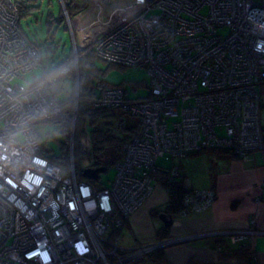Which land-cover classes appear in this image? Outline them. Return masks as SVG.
<instances>
[{
  "label": "built area",
  "instance_id": "obj_1",
  "mask_svg": "<svg viewBox=\"0 0 264 264\" xmlns=\"http://www.w3.org/2000/svg\"><path fill=\"white\" fill-rule=\"evenodd\" d=\"M117 1L121 18L84 42L105 62L146 67L150 93L128 99L123 88L106 86L82 94L76 69L75 106L67 113L69 99L58 95L74 66L17 82L43 58L21 29L18 2L0 0V264H128L132 254L156 250L157 243L126 249L118 235L150 195L161 157L180 160L211 148L245 157L264 149V0L90 4ZM107 109L130 113L139 128L104 185L100 175L92 182L51 159L35 127L70 115L73 132L77 115ZM209 193L187 194L180 214L205 210L216 197ZM238 233L234 243L249 236Z\"/></svg>",
  "mask_w": 264,
  "mask_h": 264
},
{
  "label": "rangeland",
  "instance_id": "obj_2",
  "mask_svg": "<svg viewBox=\"0 0 264 264\" xmlns=\"http://www.w3.org/2000/svg\"><path fill=\"white\" fill-rule=\"evenodd\" d=\"M90 3H91V0H74L70 8L67 6L66 0H37L36 1V8L33 10L32 14L22 19L21 21L22 27H23L24 33L29 37V39L36 45L40 46L43 52L47 48L46 41L49 38L50 33L53 32L54 38L50 40L52 41L51 52L49 53V57H47L44 53L43 62L39 65V67L27 73L24 77L18 78L17 82H20L25 85H28L29 83H34L43 74H45L46 71L51 72L55 70L58 66L64 63L72 55V58L70 59L68 66H74L73 72L71 73V75L66 77L64 81H62V89L58 95V99L60 101H65L67 99H70L74 95L75 87H76V78L74 77V72L76 70V63L78 60L80 62V64L78 63V67L80 65L81 66L83 65L84 69L95 67L94 71L97 75L93 76V74H91L90 76L93 78V82L95 83V85H99V83L102 81H104L102 82L104 84L118 85L119 87L123 88L126 91V97L128 99H141V98L148 97L150 93L149 84H150L151 77L146 67L144 66H130V67L119 66V65L111 64L109 62H105L104 60L100 58L99 59L96 58L91 63L86 62L87 60L85 58L84 53H86L89 49H91L93 45L88 44L86 47L83 46V43H85L84 42L85 35L87 34H92L93 36L100 35L101 34L100 32L103 31L104 29L103 25L108 23L107 22L108 18L112 19L111 21L113 22V20L117 21L122 16L120 13L117 12L116 4H120V2L118 1L114 3H110V4L105 3L103 5H98L97 8L94 9L91 13L85 12L87 14H82L86 10L87 6L91 5ZM110 5H114V6L110 8ZM95 10H96V15L94 16ZM102 11L104 13L103 15L104 18L108 16L106 21H101L98 18V15ZM61 13L65 15V18L62 19L59 23H53V24L48 23V20L51 19L50 15H53V17L55 18H60ZM82 23H83V26L80 27V24ZM219 31L220 33H226L227 29L221 28ZM60 70L61 69L59 68L58 70L53 71V73L58 74ZM86 73L87 72H85L84 70V74ZM80 83L82 84L81 78H80ZM74 106H75V102H73V107ZM106 111H109L111 114L113 113L118 116L120 115V113H122V111L119 109H107ZM81 116H82V120H79V122H81L80 131L82 132V137L80 139V142L84 147H86V149L93 151V145H92L93 141L90 135V131L92 129V123H91L92 115L89 113H84L82 115H79V118ZM118 116L117 118L119 119ZM107 120L108 119H105L104 122H107ZM260 120H261V125H262V121L264 124V108L262 109ZM58 126L59 124L56 122H45V123L37 124L35 127L37 133L41 137L43 144L48 145L52 149L53 152L51 153V155L53 156H59L62 153L61 147L63 143L67 142L66 136L57 131ZM114 132L119 134L120 136H123L125 134V132H122L121 130H115ZM262 133H263V130H262ZM225 149H228V148H225ZM210 150L212 151V150H217V149L211 148V149L202 150V151L197 150V152H190L188 153L186 158L192 155L197 156V155H201L204 153V154H209L211 158L215 159L214 158L215 155H212V153H209L211 152ZM257 150L259 149L257 148L255 151L249 152L245 157H242V158L243 159L246 158L251 153H255ZM199 152L201 153L197 154ZM172 161L173 160H166L165 157H161L159 159V163L167 167L171 166ZM87 164H88L87 157H83V159L81 160V167L85 168ZM180 172H181V168L179 169V165H178L174 169L173 176L182 175V173ZM189 175H192V176H189V179H188L189 183H192L193 180L195 182H201V180L205 178V177L201 178L195 174H189ZM115 176H116L115 165H110L106 172H103L100 174V182L109 185L110 181H112L115 178ZM156 186H158L157 188L162 187V182L159 180L158 184L153 186L150 192V195L147 197L146 202L149 199L153 198V195L155 194L157 190ZM161 191L164 197H166L164 189H162ZM203 192H210L209 194H211V192L213 193L215 192V196H217V193L214 189H196L195 188L194 191H191L188 194L196 193L198 194V196H201V193ZM165 200L168 201L167 198ZM214 200L210 204V207L212 206ZM164 205L165 204L161 205V208L159 209H162ZM144 208H142L139 211L142 215L144 214V210H146V207ZM150 214L154 219H158V217L154 216L151 212ZM136 232L137 231L134 229L132 230L130 228H125L122 233L123 236L121 237V231H120L118 235L120 245L122 246L123 244L122 247L126 249H137L139 247L150 244V243L141 244V245H138L137 247L131 248L133 247L137 239H140L142 237L141 235H138ZM252 232H256V230L254 229V230H251L250 232L246 230V233H248L249 236H252L251 235ZM208 233H213V232H207L204 234H208ZM227 234L223 236L215 237L216 241L220 239L223 240L225 239L226 236L229 237L230 235L229 234L227 235ZM232 235L238 236L239 233L237 231H234V234ZM175 238H178V237L170 236L164 240L155 241L154 244L162 243L164 241H168V240L175 239ZM121 241H122V244H121ZM167 248H165V250ZM160 249H156L153 252L160 250Z\"/></svg>",
  "mask_w": 264,
  "mask_h": 264
},
{
  "label": "crops",
  "instance_id": "obj_3",
  "mask_svg": "<svg viewBox=\"0 0 264 264\" xmlns=\"http://www.w3.org/2000/svg\"><path fill=\"white\" fill-rule=\"evenodd\" d=\"M262 88L261 110L264 108V85ZM262 126H264L263 121ZM184 158H181L178 163H181L180 173H182L186 187L214 189L217 196L212 206L209 205L205 210L191 212L189 215L175 216V222L170 227V236L180 237L224 231L245 230L244 232H246L248 230L250 232L255 229L256 234L251 238L259 261L264 264V150H257L246 158L238 160H228L223 156H215L213 159L209 154L204 153ZM189 174L205 178L201 182L193 180L192 183H189V176H192ZM157 184L158 180L155 182V185ZM163 187L162 185L157 188L153 198L132 214L123 227L121 237L125 228L134 229L138 235L142 236L131 248L156 240V231L163 225V222L160 218L154 219L150 212L167 202L165 199L169 198L168 191ZM162 189H164L166 197H164ZM144 207L146 210L142 215L139 211ZM225 238L230 240L228 236ZM215 242V237H207L185 244L173 245L166 249V256L171 264H187L191 259L214 263L218 260V253L213 247Z\"/></svg>",
  "mask_w": 264,
  "mask_h": 264
},
{
  "label": "trees",
  "instance_id": "obj_4",
  "mask_svg": "<svg viewBox=\"0 0 264 264\" xmlns=\"http://www.w3.org/2000/svg\"><path fill=\"white\" fill-rule=\"evenodd\" d=\"M16 1L18 2V8H19L20 26L21 29L23 30L21 21L23 18H26L27 16L32 14L33 10L36 8L37 0H16ZM73 2L74 0H66L67 6L70 8ZM50 18L51 19L48 20V23L53 24V23H59L62 19L65 18V16L63 15V13H61L60 18H55L53 17V15H50ZM53 38L54 35L53 32H51L49 38L46 41L47 48L45 49L44 52L40 46L34 43L40 50L42 54V58L44 56V53L47 57H49V53L51 52V44H52V41L50 40H52ZM84 54L87 63H91L96 58H98L95 54L94 48L89 49ZM71 58L72 55L69 57V59H67L64 63H62L53 71L58 70V68L64 64H68ZM81 68L83 70L81 73L82 94L83 92L84 94L90 92L95 93L98 92L101 88H104L106 86H118V85L102 83L104 81L100 82L99 85H95V83L93 82V78L90 77L91 74H93V76L97 75L94 71L95 67L84 69L82 65ZM84 70L85 72H87L86 74H84ZM46 73L49 72L46 71ZM73 98L74 95L69 100L67 99L68 101L65 108V112L67 113L73 111V101H72ZM82 109H83V102H80V111ZM121 111L122 113H120L119 116L113 113L111 114L109 111L92 113V119H91L92 129L90 131V135L93 141L92 143L93 151L86 149V147H84L80 142V139L82 137V132L80 131L81 122H79V129L76 132L75 153L77 156V169L81 173L87 167L97 168L104 166L106 167V170H108L110 165H115L119 160L123 159L124 154L122 152V144L125 143L127 140H130L134 135V133L138 130L139 120L130 113L124 110ZM117 116L119 117V119L117 118ZM79 119L82 120V116ZM105 119H108L107 122H104ZM53 122L59 124L57 131L66 136L67 142L63 143L61 147L62 153L59 156L52 155L51 159H53L55 162L61 165L67 166L70 157L69 150H70V134H71L72 117L68 115L65 116L63 119H61L60 121H53ZM115 130H121L122 132H125V134L123 136H120L119 134L114 132ZM263 137H264V126H263ZM209 153H212L217 157L223 156L228 160L243 159L238 154H236V151L233 149H217V150H212ZM83 157H87L88 159V164L85 168L81 167V160L83 159ZM166 160H173L171 166L167 167L159 163L158 160L157 162L158 176L154 181V183L157 182V180L158 181L160 180L162 182V185L167 189L169 193V198L168 201L165 203L164 207H162V209H159L161 207L154 208L151 210V213L158 218L160 217L161 214H166L170 218L171 217L175 218V216H177L179 212H181L184 206V200L186 195L189 192L194 191L195 189L186 187L182 175L173 176L174 168L178 165H179V169L181 168L180 166L181 163H178L180 160L173 159L171 157H169V159ZM82 177L84 179H87L84 177L83 173H82ZM87 180L93 182V180L90 179ZM102 184L106 185L105 183ZM156 237H157L156 238L157 241H161L170 237V227H166L164 225L159 227L156 232ZM229 237L230 240L226 238L223 240L220 239L213 244L214 249L218 253V260L216 262L204 263L191 259L187 264H261L257 255V251L253 245V240L251 236H244L243 240L238 241L236 243L233 242L232 235H230ZM146 262L150 264H171L166 256V250L164 248L152 252L143 258H138L136 260H133L128 264H144Z\"/></svg>",
  "mask_w": 264,
  "mask_h": 264
},
{
  "label": "bare ground",
  "instance_id": "obj_5",
  "mask_svg": "<svg viewBox=\"0 0 264 264\" xmlns=\"http://www.w3.org/2000/svg\"><path fill=\"white\" fill-rule=\"evenodd\" d=\"M67 4V3H66ZM92 4H94V3H92ZM91 4V6H87V8H86V10L82 13V14H87V13H91L94 9H96L97 8V4H94V5H92ZM114 5H110V8L111 7H113ZM116 8L118 9L119 8V4H116ZM102 10H103V8H102ZM111 10V9H110ZM63 11V10H62ZM80 12H82V11H80ZM85 12H87V13H85ZM110 12V11H109ZM96 15V10L94 11V16ZM103 15H104V13H103V11L98 15V18L101 20V21H106L107 20V18H108V16L107 17H103ZM65 16V15H64ZM110 21V19L108 18V21L107 22H109ZM79 24V23H78ZM83 26V23L82 24H80V27H82ZM104 26V25H103ZM108 26V23H106L105 24V27H107ZM88 35V34H87ZM91 36H92V42H95L96 41V39L99 37V35L98 36H93L92 34H90ZM86 36V35H85ZM88 45V43L87 42H85V43H83V46H87ZM81 51H83V50H81ZM78 63L80 64V62H79V60L77 61V63H76V69H77V71H78V73H81L82 72V68H81V65L78 67ZM80 88L82 89V85H80ZM78 103H80V102H83V98H78ZM66 115H64V117H65ZM79 115H77V119H76V122H75V128H74V131L72 132V129H73V117H72V122H71V134H70V157H69V163H68V165L69 166H72V169H73V172H75L76 173V170H77V156H76V153H75V142H76V132L78 131V129H79ZM73 144V147H71V145ZM122 152H123V154H124V147H122ZM127 222V221H126ZM197 234H201V233H197ZM194 235V234H193ZM186 236V235H185ZM182 237H184V236H180V237H178V238H182ZM156 241V240H155ZM154 241V242H155ZM154 242H152V244L154 245ZM179 244H185L184 242H181V243H179ZM157 248V246L156 245H154V249H156ZM153 249V250H154ZM151 252V251H150ZM148 252H145V253H139V252H137V253H134V254H132L131 255V258H130V260H136V259H138V258H143V257H145L146 255H149V254H147ZM152 253V252H151Z\"/></svg>",
  "mask_w": 264,
  "mask_h": 264
},
{
  "label": "water",
  "instance_id": "obj_6",
  "mask_svg": "<svg viewBox=\"0 0 264 264\" xmlns=\"http://www.w3.org/2000/svg\"><path fill=\"white\" fill-rule=\"evenodd\" d=\"M106 167H97V168H93V167H89L84 169L83 174L86 178L88 179H93V180H97L99 178V175L103 172H106ZM162 222L163 225L166 227H171L174 224V219L173 217H168L166 214H161L159 217ZM232 235L234 234V232H213V233H208V234H194V235H186L182 238H175V239H171L168 241H164L162 243H157V248L156 249H160V248H167L173 245H178L181 242L184 243H188V242H192L193 240H197L200 238H209V237H217V236H223L226 234ZM227 234V235H228ZM256 233H254L255 235Z\"/></svg>",
  "mask_w": 264,
  "mask_h": 264
},
{
  "label": "flooded vegetation",
  "instance_id": "obj_7",
  "mask_svg": "<svg viewBox=\"0 0 264 264\" xmlns=\"http://www.w3.org/2000/svg\"><path fill=\"white\" fill-rule=\"evenodd\" d=\"M179 214H180V213H179ZM179 214H178V215H179ZM180 215H181V214H180ZM237 232H242V231H237ZM201 239H202V238H201ZM156 241H157V240H156Z\"/></svg>",
  "mask_w": 264,
  "mask_h": 264
},
{
  "label": "clouds",
  "instance_id": "obj_8",
  "mask_svg": "<svg viewBox=\"0 0 264 264\" xmlns=\"http://www.w3.org/2000/svg\"><path fill=\"white\" fill-rule=\"evenodd\" d=\"M256 50H257V51H260V49H259V48H257Z\"/></svg>",
  "mask_w": 264,
  "mask_h": 264
}]
</instances>
